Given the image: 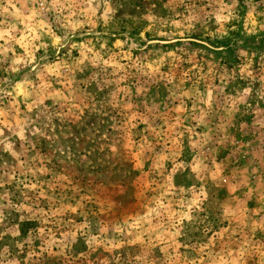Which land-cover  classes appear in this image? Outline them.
<instances>
[{"label":"rangeland","instance_id":"rangeland-1","mask_svg":"<svg viewBox=\"0 0 264 264\" xmlns=\"http://www.w3.org/2000/svg\"><path fill=\"white\" fill-rule=\"evenodd\" d=\"M0 264H264V0H0Z\"/></svg>","mask_w":264,"mask_h":264}]
</instances>
